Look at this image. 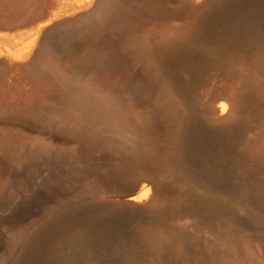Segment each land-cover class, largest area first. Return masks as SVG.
<instances>
[{"label": "rangeland", "instance_id": "obj_1", "mask_svg": "<svg viewBox=\"0 0 264 264\" xmlns=\"http://www.w3.org/2000/svg\"><path fill=\"white\" fill-rule=\"evenodd\" d=\"M260 56L264 0H0V264H264Z\"/></svg>", "mask_w": 264, "mask_h": 264}, {"label": "bare ground", "instance_id": "obj_2", "mask_svg": "<svg viewBox=\"0 0 264 264\" xmlns=\"http://www.w3.org/2000/svg\"><path fill=\"white\" fill-rule=\"evenodd\" d=\"M260 59H262L264 61V56H260ZM94 63L96 62V59L94 57H90L88 59V61H85V63ZM220 90H223V91H226L224 89H220ZM214 91H218V90H214ZM220 108H221V111H225L227 109V103L226 102H221L220 104ZM229 118V117H228ZM231 119V118H229ZM228 127V126H226ZM148 196L147 193H143V194H140L136 197H134V199L136 201H141L142 199H146ZM84 206H91V207H94L95 209H98L100 211H104V212H112L114 214H129L130 216H132V214H137V213H140L142 214L141 216H148V215H151L153 213H155L157 211V206L154 202L152 203H149L148 207L145 208V209H141V208H138V207H135V206H132V205H123V206H118V207H115V206H111V205H107V204H89V205H84ZM82 206V207H84ZM53 227V225H50V228Z\"/></svg>", "mask_w": 264, "mask_h": 264}, {"label": "water", "instance_id": "obj_3", "mask_svg": "<svg viewBox=\"0 0 264 264\" xmlns=\"http://www.w3.org/2000/svg\"><path fill=\"white\" fill-rule=\"evenodd\" d=\"M101 204H107V205H111V206H115V207H118V206H123L121 204H111V203H101Z\"/></svg>", "mask_w": 264, "mask_h": 264}]
</instances>
